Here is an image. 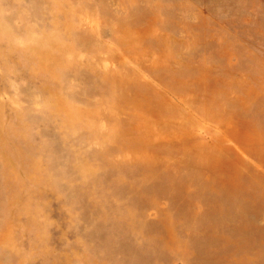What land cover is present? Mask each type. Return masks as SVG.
Returning a JSON list of instances; mask_svg holds the SVG:
<instances>
[{
  "label": "rangeland",
  "instance_id": "374dc122",
  "mask_svg": "<svg viewBox=\"0 0 264 264\" xmlns=\"http://www.w3.org/2000/svg\"><path fill=\"white\" fill-rule=\"evenodd\" d=\"M0 264H264V0H0Z\"/></svg>",
  "mask_w": 264,
  "mask_h": 264
}]
</instances>
